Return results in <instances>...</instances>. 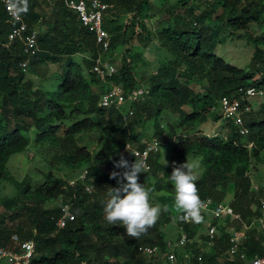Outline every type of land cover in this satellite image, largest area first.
I'll use <instances>...</instances> for the list:
<instances>
[{
	"label": "trees",
	"instance_id": "16d2710c",
	"mask_svg": "<svg viewBox=\"0 0 264 264\" xmlns=\"http://www.w3.org/2000/svg\"><path fill=\"white\" fill-rule=\"evenodd\" d=\"M100 1L111 6L103 17L110 36L109 56L125 50L117 74L107 83L92 72V59L98 52L93 36L64 0H28L22 20L29 30L38 32V41L26 69L20 66L27 58L21 45L8 41V34L19 23L10 19L0 2V189L3 184L15 189L13 196L0 197V246L11 249L13 235L33 241L31 264H165L163 253L172 240L164 229L172 212H162L139 238L128 236L122 224L105 219L109 188L118 185L104 169H113L112 158L125 142L144 146L137 130L147 123H151L150 141L169 144L176 130L162 124V115L168 113L177 118L183 136L174 144L171 158L199 157L201 200L209 198L216 205L228 199L227 204L240 217L222 224L203 215L202 223L185 224L179 212L177 236L183 228L192 241L185 247L186 264H250L264 255L263 236L257 227L249 228L236 255L230 258L227 253L231 233L252 226L261 216L260 200H264V191L253 189L247 174L256 165L264 166V99H247L246 95L251 89L264 91V0H159L158 9L153 0ZM152 12L159 14L158 24L162 23L155 33L156 47L169 56L154 73L147 70L144 56L130 48L133 38L144 47L149 44L146 21ZM236 41L252 50L244 66L222 55L226 47H236ZM76 54L86 55L81 64L73 60ZM58 58H63L60 84L52 91L35 85L31 77L43 78L41 68L56 64ZM110 84L121 87L126 95L135 88L146 94L126 102L122 109L103 108L99 101ZM194 84L199 85L198 90ZM222 97L249 106L243 115L244 135L227 121L223 136L202 134L201 125L222 119L218 103ZM252 101L258 104L254 106ZM93 136L100 144L92 153L86 140ZM30 145L33 152L27 156L44 164L38 170L41 181L34 183L29 175L17 180L8 169L10 157ZM160 159V151L149 156V172L168 178L172 166ZM78 168L87 172L83 181L70 185L57 176L65 169L73 172ZM87 185L92 187L91 193L85 191ZM149 187L169 193L158 202L171 205L172 185L159 180ZM50 202L57 206L48 207ZM63 205L69 206L72 218L60 229L56 221ZM209 225L216 227V235L213 245L204 251L201 246L206 237H196ZM142 246H157L160 253L145 255L138 251Z\"/></svg>",
	"mask_w": 264,
	"mask_h": 264
},
{
	"label": "built area",
	"instance_id": "2783aa9c",
	"mask_svg": "<svg viewBox=\"0 0 264 264\" xmlns=\"http://www.w3.org/2000/svg\"><path fill=\"white\" fill-rule=\"evenodd\" d=\"M4 5L5 11L10 19L14 22H18L19 25L14 27L8 34L9 42H18L22 47L23 54L27 57L24 62L20 64L23 69H26L29 58L37 49L38 32L34 29L29 30L27 25L23 22L22 17L16 20L7 7L6 0H0ZM66 7L73 11L82 27H84L92 36L97 48V56L92 59V72L97 76L100 82L107 83L109 78L116 75L118 72V66L113 57L109 56V40L110 36L107 30L103 27V17L111 8L110 5L101 2L100 0H64ZM247 99L261 97L264 99V91H255L253 89L246 92ZM146 91L141 88L133 89L128 95H126L123 89L119 86L110 84L109 88L102 95L99 103L103 108H116L122 109L126 102L138 101L142 99ZM222 120L230 122L239 129V134L244 135L245 129L243 128V115L249 112V106L245 105L241 107L239 99L222 97L218 101ZM125 114V113H124ZM129 116L132 115L131 111H127ZM161 143L158 141H148L144 143L142 148L131 142H125L119 151V156L123 155L125 159H142L145 162V171H149L148 159L151 154H155L160 150ZM128 150V151H127ZM86 170H83L81 175L76 181H83L86 177ZM74 183V182H73ZM73 183H69L72 185ZM92 187L90 185L85 186V191L91 193ZM205 208L203 215H208L209 220H214L224 224V221L228 219L240 220L238 214H235L233 209L227 203H218L213 205L212 200L206 198ZM260 212L261 216L257 219L252 226H243L238 231L231 233L230 242L232 244L228 251V256L232 258L239 251V245L246 239V232L251 227H257L262 232L263 245H264V200H260ZM72 218V214L68 205H63L61 208V216L56 221L58 228H63L67 219ZM185 224L190 223V219L183 220ZM216 235L215 226H206L205 234L206 248L213 245ZM191 240L183 228H179V236L175 241H168L166 243V251L163 253L165 264H186L188 255L181 254V251L185 250V247ZM11 243L13 247L6 249L0 246V264H31L35 256V245L31 240L21 241L17 235L11 237ZM138 251L148 255L154 256L160 253L157 246H142L138 248ZM250 264H264V255L256 257L251 260Z\"/></svg>",
	"mask_w": 264,
	"mask_h": 264
},
{
	"label": "rangeland",
	"instance_id": "374dc122",
	"mask_svg": "<svg viewBox=\"0 0 264 264\" xmlns=\"http://www.w3.org/2000/svg\"><path fill=\"white\" fill-rule=\"evenodd\" d=\"M153 4L154 7L156 9L160 8V2L159 0H153ZM147 24V32H148V38L150 39L149 44L144 47L142 46V44L140 43V41L137 38H133L131 41V52L134 54H141L144 56L145 61L148 63L147 66V70L150 72L155 71L156 67L161 64V63H165L166 61L169 60V56L166 55L162 49H158L156 47V37H155V33L157 31V28L159 26L162 25V23L158 24V22H160V17L159 14L156 12H152L150 17L148 18V20L146 21ZM236 47L234 48H227L226 51H223L222 55L229 59L230 61L235 62L236 65L239 66H244L246 63L249 62L250 60V55L252 50L245 45L244 42L241 41H236ZM125 50H121L119 49L114 57H113V61H115L118 65V63L121 62L122 57L124 56V52ZM219 52V51H218ZM86 55H80V54H76L74 55L72 58L73 60L78 63L81 64V60L83 57H85ZM48 65H44L40 71V73L43 75V78H38V77H31L32 81L35 83V85L39 86L40 88L46 90V91H52L54 88L57 87L58 84H60L61 81V77H60V73L62 72V66H63V58H58L57 63L56 64H50L47 63ZM82 73H84V69H82ZM154 73V72H153ZM195 89L198 90L199 85L198 84H194L193 85ZM260 101V99H259ZM253 105L256 106L258 103V101H252ZM162 124L165 126L167 124H170L171 126H173L176 130L175 134L170 136V143L165 145V146H161L160 147V155H161V159H160V163L165 165V161H167V165L172 166L173 162H175L176 164H183L186 162V160H191L193 159V155L187 157L184 160H179V159H172L171 158V151L174 147V144L178 141L183 139L182 136V132L181 130L177 127V118L173 115H170L168 113H164L162 115ZM224 126V120H219L217 122H212L211 120H208L205 124L200 126V130L202 132L203 135L206 136H210L212 134L217 133L220 136H223L225 134V128ZM137 133H139V141L142 142H147L150 141V139L148 138L149 135H151V123H147L144 127V129L139 128L137 130ZM30 136H32V133H29ZM88 143V150L90 152H95L98 149V146L100 144V142L98 141L97 138H95L93 136L92 140H86ZM31 147V148H30ZM32 151V145H30L25 151H23L22 153L19 154H15L13 156L10 157L9 162H8V169L11 173V175L14 176V178H16L17 180H21L24 176L29 175L32 177L33 179V183L34 182H38L41 181L42 177L40 175V172L38 170H42L44 169V164L42 161H40V159L37 160H30V158L27 156L28 153ZM120 151V149H119ZM119 152L117 154V156H114L112 158V167L113 169L111 170H106L104 169L106 172L108 173H112L113 171H122V169H115L114 168V163L117 162L119 160ZM201 165V163H200ZM256 169L254 170L253 168H251L248 171V176L250 177L251 180V185L252 188L255 190H263L264 191V166L262 165H256L255 166ZM82 168H78L76 171L70 172L69 170L65 169L62 172H60L59 174H57V176L59 177H63L64 179L68 180L69 183H73L75 182L79 176L82 173ZM203 172V167L202 165L200 166V168L198 169V176L199 178L201 177ZM160 180V183H169L170 185H172L174 187V185L169 181L168 178H165L162 176V174L156 173V174H151L149 171H145L143 170V173L140 174L139 177V182L141 184L145 183L147 186H154L155 183L157 181ZM15 194V189L9 185V184H3L1 186L0 189V197H10L13 196ZM170 195L169 193H167L165 190L162 191H158V190H154V192L152 193V202L153 204L158 202V198L162 197V196H167ZM173 197V201L171 203V205L168 206V210L170 212H172V216H171V222L169 223V225L164 229V233L167 237V239H171L172 241H175L177 239V230H176V216L178 215V213L180 212L179 210L176 209L175 205H174V198H175V192L173 194H171ZM226 203H228V199L225 201ZM159 203V202H158ZM48 207H55L57 206V202H50L48 204ZM208 217L209 220V216L207 215L206 218ZM205 234V229L203 231H200L198 233V236L196 237V240H198L199 235H204ZM192 243V241L190 242ZM198 244L201 245V242L198 241ZM201 248L206 251V246H201ZM185 253L184 251H181V254Z\"/></svg>",
	"mask_w": 264,
	"mask_h": 264
},
{
	"label": "clouds",
	"instance_id": "9594fccd",
	"mask_svg": "<svg viewBox=\"0 0 264 264\" xmlns=\"http://www.w3.org/2000/svg\"><path fill=\"white\" fill-rule=\"evenodd\" d=\"M6 3L16 20L28 12V0H6ZM164 162L167 165V161ZM200 166L199 157L186 160L183 164L173 162V170L168 177L175 188L174 205L183 213L179 219H190L194 223L204 221L205 202L201 200L197 186ZM144 167L142 159L129 163L121 155L114 163V168L122 171H113L110 175V179H115L118 186L109 188V199L104 207L106 221L110 224H122L126 234L132 238H139L157 223L162 212L168 211L167 205L158 202L153 204L154 188L139 182Z\"/></svg>",
	"mask_w": 264,
	"mask_h": 264
}]
</instances>
